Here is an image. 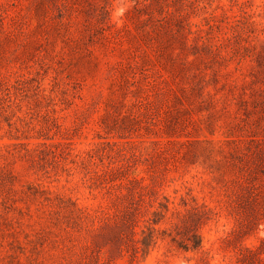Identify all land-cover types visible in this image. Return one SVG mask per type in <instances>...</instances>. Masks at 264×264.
Wrapping results in <instances>:
<instances>
[{
  "label": "rangeland",
  "instance_id": "obj_1",
  "mask_svg": "<svg viewBox=\"0 0 264 264\" xmlns=\"http://www.w3.org/2000/svg\"><path fill=\"white\" fill-rule=\"evenodd\" d=\"M0 264H264V0H0Z\"/></svg>",
  "mask_w": 264,
  "mask_h": 264
}]
</instances>
